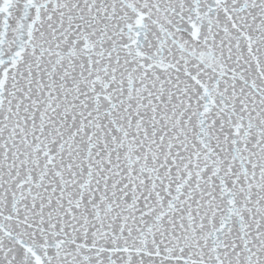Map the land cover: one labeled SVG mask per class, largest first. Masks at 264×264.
Wrapping results in <instances>:
<instances>
[{
  "label": "snow or ice",
  "instance_id": "obj_1",
  "mask_svg": "<svg viewBox=\"0 0 264 264\" xmlns=\"http://www.w3.org/2000/svg\"><path fill=\"white\" fill-rule=\"evenodd\" d=\"M0 264H264V0H0Z\"/></svg>",
  "mask_w": 264,
  "mask_h": 264
}]
</instances>
